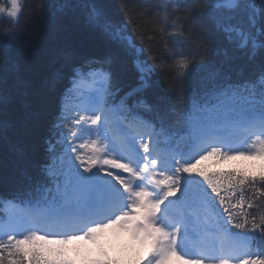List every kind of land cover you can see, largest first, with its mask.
Instances as JSON below:
<instances>
[{"label": "snow or ice", "instance_id": "1", "mask_svg": "<svg viewBox=\"0 0 264 264\" xmlns=\"http://www.w3.org/2000/svg\"><path fill=\"white\" fill-rule=\"evenodd\" d=\"M200 5L232 54L225 47L215 53L223 56L219 64L209 61L210 33L198 60L173 53L182 71L172 103L145 95L155 62L141 59L143 50L102 8H89L88 24L134 56L137 85L123 96L125 69L111 53L77 60L66 49L44 77L22 67L14 53L20 0L0 7L12 18L0 31V145L17 154L23 189L22 196L0 199L17 209L0 218V264H76L62 246L80 240L98 246L97 258L85 264H115L100 243L109 230L147 246L146 264H264V211H248L264 208V172L209 175L199 168L210 157L264 160V0ZM71 7L63 0L57 11ZM181 7L171 6L173 36L184 35L181 15L190 16ZM197 63L203 74L194 82ZM66 72L70 86L41 142L48 96ZM86 78L96 85L87 95L78 92ZM69 99L76 101L71 107ZM133 109L155 114L156 122Z\"/></svg>", "mask_w": 264, "mask_h": 264}, {"label": "trees", "instance_id": "2", "mask_svg": "<svg viewBox=\"0 0 264 264\" xmlns=\"http://www.w3.org/2000/svg\"><path fill=\"white\" fill-rule=\"evenodd\" d=\"M62 2L63 0H21L20 38L14 46V53L22 67L35 68L40 77L46 76L51 69L60 66V54L66 49H71L76 54L77 60L100 58L111 53L125 69L121 78L123 91L120 96L136 87L138 73L133 63L134 56L125 47L113 43L108 37L90 27L87 15L92 5L102 8L125 30L137 50H143L141 59L150 64L155 62L153 86L145 93L153 103L162 101L172 103L176 100L178 91L176 75L182 69L175 63L173 53L197 57L198 60L203 51L205 36L210 33L209 61L219 64L223 56L215 53L225 47L228 48L229 54H232V46L224 41L222 34L214 30L200 5V0H69L72 7L64 12H58L57 7ZM174 3L181 4L182 13L190 12V16L181 15L183 36L171 35L175 19L171 14V6ZM41 5L43 7H40ZM0 7L7 8L9 5L5 0H0ZM11 21L12 19L7 18L6 15L0 14V31L8 30ZM189 37L190 39H185ZM182 41L184 42L181 43ZM237 62L244 63V61ZM198 68L197 63L193 68L194 82H198L199 75L203 74L197 71ZM69 86L70 75L66 72L64 79L58 83L56 92L48 96L44 119L38 133L41 142L49 135V129L56 122L60 96ZM133 99L127 101L129 106L132 105ZM140 113L156 121L155 114ZM165 124L171 126V122L167 119ZM38 158H44L43 149ZM207 165L210 169L213 168L212 174L244 171L259 176L264 172V166L260 170L251 171L242 162L229 165L207 162ZM21 168L22 164L17 154L9 146L0 145V199L9 200L23 195ZM201 170L208 172L209 169L203 167ZM248 211L260 212L264 211V208H253ZM0 218H4L2 204H0ZM231 230L237 233L242 231L234 227ZM108 259L115 264H139L144 261L133 249L123 251L118 261L115 260V255L108 256Z\"/></svg>", "mask_w": 264, "mask_h": 264}, {"label": "rangeland", "instance_id": "3", "mask_svg": "<svg viewBox=\"0 0 264 264\" xmlns=\"http://www.w3.org/2000/svg\"><path fill=\"white\" fill-rule=\"evenodd\" d=\"M9 3H11V0H9ZM78 89H79V91H87L86 89L81 88L79 84H78ZM90 92H92V91L89 90V92H88L87 94H89ZM82 151H84V150H82ZM245 160L250 161V162L255 161V160H250V159H245ZM263 161H264V160H263ZM111 171H113V172H117V171H119V170H117V169H111ZM123 175L127 176V174H123ZM15 211H17L16 208L14 209V212H15ZM108 232H111V233H112L111 238H112L115 242L120 241L121 243L126 244V245H128V246H129V245H133V246H136V247H138V248H141V247H142V245H141L140 243L135 242V241H132L131 238H130L127 234H125V233H119V234H116V233L113 232V230H109ZM108 232H107V233H108ZM92 244H93V243H92L91 241L80 240V241H73V242L69 243L68 245H65L64 247H66L67 249L77 248V251H80V252H83V251L85 250L84 252L87 253V252L89 251V249L91 248L90 246H91ZM92 246H93V245H92ZM84 248H85V249H84ZM92 248H93V247H92ZM143 249H145V248H143ZM92 250H93V252H94V257H93V258H97V256H98V251L95 250V247H94ZM71 257H73V254H72ZM89 258H91V257H89ZM76 264H77V262H76Z\"/></svg>", "mask_w": 264, "mask_h": 264}, {"label": "bare ground", "instance_id": "4", "mask_svg": "<svg viewBox=\"0 0 264 264\" xmlns=\"http://www.w3.org/2000/svg\"><path fill=\"white\" fill-rule=\"evenodd\" d=\"M86 89L88 88V86L85 87ZM69 107H71V105H69Z\"/></svg>", "mask_w": 264, "mask_h": 264}]
</instances>
